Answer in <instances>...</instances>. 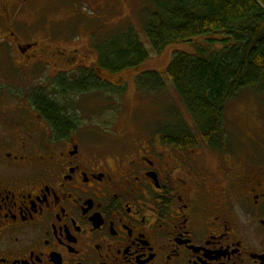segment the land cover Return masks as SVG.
I'll list each match as a JSON object with an SVG mask.
<instances>
[{
	"label": "flooded vegetation",
	"instance_id": "flooded-vegetation-1",
	"mask_svg": "<svg viewBox=\"0 0 264 264\" xmlns=\"http://www.w3.org/2000/svg\"><path fill=\"white\" fill-rule=\"evenodd\" d=\"M30 5L0 0V17ZM15 45L0 58L18 77H37L42 56ZM40 83L0 87L30 112L12 129L0 117V264H264L263 143L203 152L158 136L110 157L86 145L76 115H59L58 130L42 106L58 108L52 91ZM55 85L67 101L69 82Z\"/></svg>",
	"mask_w": 264,
	"mask_h": 264
},
{
	"label": "rangeland",
	"instance_id": "rangeland-1",
	"mask_svg": "<svg viewBox=\"0 0 264 264\" xmlns=\"http://www.w3.org/2000/svg\"><path fill=\"white\" fill-rule=\"evenodd\" d=\"M150 9L148 0H33L29 8L11 13L13 20H17L18 25L15 27L20 42L34 43L33 48L42 56L39 60L43 61L45 67L46 63L57 64V67L51 68L50 71L59 70L64 66L62 60L72 58L71 65L63 68L70 71L67 78L71 76L72 71H86L87 68L95 66V44L99 45L102 39L105 42L108 39L104 38L114 32L115 37L130 27L134 29L138 42L147 53V59L135 68H125L115 74L101 68V79L118 86V90L108 88L100 92L97 99L91 94H85L77 101L68 103L58 99L59 107L63 111L59 114L63 121L71 123L70 116L72 112L76 113L78 122L75 123V128L85 132L92 144L104 145L110 152V157L127 153L130 140L158 134L160 129L163 131L173 125L190 127L193 124L163 73L173 52L191 53L194 50L193 43L174 44L158 54L154 53L144 36ZM89 16L94 22L98 16V24L92 25L87 20ZM6 19L8 20L9 16ZM4 21L0 17V23ZM9 35L5 26L0 24V51L12 47L9 41L14 42L15 37L11 39ZM16 41L19 42L17 39ZM116 41L117 39L113 38V42ZM59 54L67 57L60 59ZM13 68L15 69V66L9 62L1 63L0 59V75L5 76ZM149 72L159 73L157 76L161 86L158 90L139 88L138 78ZM49 80L42 74L38 76V82ZM55 96L54 94L53 97ZM13 110L15 115L11 113ZM1 116L2 123L10 124L12 129L17 123H29L30 112L23 101L15 100L0 103ZM1 128L4 126L0 121ZM224 129L227 130L226 138L232 150L242 152L256 147V144H264V80L255 90H244L228 103ZM230 140L232 141L229 142ZM239 146L245 148L240 149ZM98 149L105 153L104 149ZM255 154L264 155L259 150Z\"/></svg>",
	"mask_w": 264,
	"mask_h": 264
},
{
	"label": "trees",
	"instance_id": "trees-1",
	"mask_svg": "<svg viewBox=\"0 0 264 264\" xmlns=\"http://www.w3.org/2000/svg\"><path fill=\"white\" fill-rule=\"evenodd\" d=\"M148 1L151 12L144 36L154 53L158 54L174 44L192 42L194 46L191 53L173 52L163 72L193 124L190 127L177 124L163 131L160 129L161 143L181 150L201 148L206 151L221 149L223 145L231 149L226 138L227 130H223L227 105L242 91L255 90L264 80V0ZM87 20L96 25L99 17H96V22L91 16ZM115 34L105 37L108 39L105 42L103 39L100 41L102 49L95 44L98 68L115 74L125 68H135L147 59V53L132 27L114 37ZM113 38L117 39L115 43ZM12 48L16 49V46ZM71 62L72 58L62 60L64 66L55 71H64L63 68L69 67ZM43 66L38 62L32 63V67L37 68V77L30 73V78H20L16 69L14 75L22 82L35 79L38 85H42L38 76L44 75ZM86 74L87 71H82L80 78L69 79L81 83L74 84L71 94H80L79 97L91 94L97 99L99 93L108 88L100 81L101 76L96 79ZM158 74L149 72L139 77V88L158 90L161 86ZM45 86L52 91L50 105L58 108L42 106L61 131L63 126L58 118L59 112L63 111L56 100L59 89L51 79Z\"/></svg>",
	"mask_w": 264,
	"mask_h": 264
}]
</instances>
